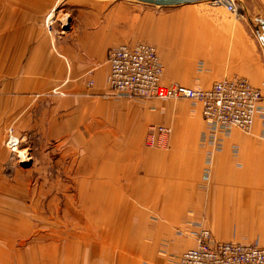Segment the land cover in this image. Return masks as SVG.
<instances>
[{"label": "crops", "instance_id": "crops-1", "mask_svg": "<svg viewBox=\"0 0 264 264\" xmlns=\"http://www.w3.org/2000/svg\"><path fill=\"white\" fill-rule=\"evenodd\" d=\"M234 1L240 18L212 0H0V264H178L201 228L264 246V98L245 133L107 84V51L144 42L164 84L241 76L264 95V0ZM153 125L165 148L145 144Z\"/></svg>", "mask_w": 264, "mask_h": 264}, {"label": "built area", "instance_id": "built-area-1", "mask_svg": "<svg viewBox=\"0 0 264 264\" xmlns=\"http://www.w3.org/2000/svg\"><path fill=\"white\" fill-rule=\"evenodd\" d=\"M225 6L236 18L242 17L240 6L234 0H212ZM52 15L45 26L53 31ZM109 65L107 84L111 95L134 99L193 100L200 104L201 116L215 127H234L242 132L251 131L259 103L264 98L260 89L246 78L233 76L215 81L208 89H194L179 83L164 84L163 67L154 46L140 42L122 44L107 51ZM88 86L92 81H88ZM52 93L56 94L55 90ZM170 128L153 125L148 129L145 144L162 149L166 146ZM11 147L17 140L10 137ZM195 245L182 252L178 264H264V246L256 242L239 243L216 241L210 230H191Z\"/></svg>", "mask_w": 264, "mask_h": 264}, {"label": "rangeland", "instance_id": "rangeland-1", "mask_svg": "<svg viewBox=\"0 0 264 264\" xmlns=\"http://www.w3.org/2000/svg\"><path fill=\"white\" fill-rule=\"evenodd\" d=\"M53 94V93H52ZM10 137H14L17 140V145L14 147H11L8 143L10 142ZM4 147L10 152V160L11 158L14 159L15 163H20V165L22 166H27L29 163H25V162H32L33 161V157L29 156L28 157V150H23V148H21L19 146V139L18 137L13 135V130L12 128H9L6 132V138L4 140ZM25 158H24V157ZM23 160H25L23 162ZM27 160V161H26Z\"/></svg>", "mask_w": 264, "mask_h": 264}, {"label": "water", "instance_id": "water-1", "mask_svg": "<svg viewBox=\"0 0 264 264\" xmlns=\"http://www.w3.org/2000/svg\"><path fill=\"white\" fill-rule=\"evenodd\" d=\"M139 2H143L146 4H151L154 6H178V5H185V4H194L199 3L202 1L207 0H137ZM260 27L262 29L261 39L264 40V20L258 19Z\"/></svg>", "mask_w": 264, "mask_h": 264}, {"label": "bare ground", "instance_id": "bare-ground-1", "mask_svg": "<svg viewBox=\"0 0 264 264\" xmlns=\"http://www.w3.org/2000/svg\"><path fill=\"white\" fill-rule=\"evenodd\" d=\"M24 157V156H23ZM25 158V157H24Z\"/></svg>", "mask_w": 264, "mask_h": 264}]
</instances>
